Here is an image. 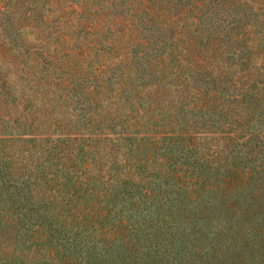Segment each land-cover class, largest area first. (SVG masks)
<instances>
[{
	"label": "trees",
	"instance_id": "1",
	"mask_svg": "<svg viewBox=\"0 0 264 264\" xmlns=\"http://www.w3.org/2000/svg\"><path fill=\"white\" fill-rule=\"evenodd\" d=\"M128 1L129 104L58 123L55 138L24 136L0 109V264H24L22 246L33 264H264V0ZM183 34L215 43L233 70L186 73ZM190 76L196 93L163 122L138 100L152 82L187 90Z\"/></svg>",
	"mask_w": 264,
	"mask_h": 264
},
{
	"label": "rangeland",
	"instance_id": "2",
	"mask_svg": "<svg viewBox=\"0 0 264 264\" xmlns=\"http://www.w3.org/2000/svg\"><path fill=\"white\" fill-rule=\"evenodd\" d=\"M128 6V0H0V21L10 33L6 34V30L0 33V109L8 110L13 117L20 116L23 122L19 129L24 136H31L29 132L36 130L40 137L55 138L62 131L58 123L73 130L70 126L73 119L106 118L117 112L115 102L129 104L133 95L129 81L133 50L121 32L129 22L125 18ZM249 36H254L255 45L261 41L258 32H250ZM3 38L11 39L15 49L3 47ZM215 46L214 43L206 52L196 40L183 34V56L189 59L183 61L186 73L201 66L218 74L230 73L233 66L227 59L228 53ZM14 52L24 58L19 64L11 61ZM200 82L190 76L187 90L183 84L168 87L152 82L140 92L138 100L145 104L149 100L154 106L153 117L163 122L180 111L184 102L180 98L185 92L195 94L194 86L198 87ZM4 86L10 88L7 102L10 109L2 102L7 95ZM13 100L18 101L17 106ZM23 153L15 151V156L21 160ZM212 221L215 222L209 223ZM210 225L204 231L210 230L211 237L216 228ZM197 244L210 257L209 244ZM21 250L25 253L24 264H33L35 252L24 246ZM201 264L210 263L204 260Z\"/></svg>",
	"mask_w": 264,
	"mask_h": 264
}]
</instances>
